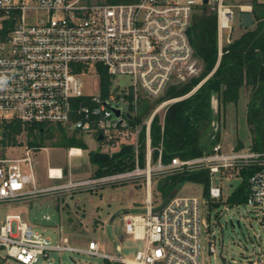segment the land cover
<instances>
[{
    "label": "built area",
    "instance_id": "obj_1",
    "mask_svg": "<svg viewBox=\"0 0 264 264\" xmlns=\"http://www.w3.org/2000/svg\"><path fill=\"white\" fill-rule=\"evenodd\" d=\"M233 0H209L214 8L217 29L218 61L223 47L229 45L231 31L239 11L251 6L232 4ZM202 0H137L133 3H89L83 0H0V254L19 264L50 261L52 253H84L118 264H206L205 236L208 205L220 201L222 190L214 184L230 180L234 168H254L247 179L245 203L264 207V151L249 149L223 151L220 143L210 154L195 158H173L161 162V144L152 147L150 128L154 116L167 101L161 102L146 118L139 120L143 100H158L172 78L181 69L192 70L193 48L188 31L194 11ZM238 8V11L235 8ZM102 65L111 77H125L127 86H116L103 94L85 96L80 76L96 73ZM214 72V70L212 71ZM167 110V109H166ZM165 115V113H164ZM13 122L22 126L55 125L79 130L97 137L98 152L111 155L122 146L132 147L131 170L94 177L64 185L38 188L31 152L24 146L21 158L8 157L4 144L6 131ZM144 135V165L139 164L140 138ZM101 140H98V137ZM74 147L68 156H76ZM157 158L152 161V152ZM27 165L23 173L21 165ZM47 170L48 178L60 180ZM204 170L208 175L207 193L202 198L175 196L159 212L155 203L152 178L162 174ZM142 178L146 187L145 206L140 214H124L125 232L142 242L132 259L100 253L90 241L86 249L70 244L61 227L35 229L19 214L8 211L43 195L77 188H90ZM163 198L161 197V200ZM226 210H228L226 208ZM264 210V208H263ZM50 221L49 216L43 217ZM264 234V211L260 220ZM51 230L56 238L46 235ZM63 233V234H62ZM208 253L215 254L214 243ZM251 264H264V254Z\"/></svg>",
    "mask_w": 264,
    "mask_h": 264
},
{
    "label": "rangeland",
    "instance_id": "obj_2",
    "mask_svg": "<svg viewBox=\"0 0 264 264\" xmlns=\"http://www.w3.org/2000/svg\"><path fill=\"white\" fill-rule=\"evenodd\" d=\"M83 1L105 3L104 0ZM257 1L264 3V0ZM250 2L251 0H233L232 4L244 6L249 5ZM235 10L238 11V8L236 7ZM250 28H254V22ZM244 31L245 28L240 25V20L237 19L231 31V39H236ZM201 70V63L194 57L192 70L187 68L176 72L170 79L166 89L172 84L185 82L192 77L199 76ZM212 74L211 71L188 94L165 100L168 103L155 116H158L162 123L164 113L172 103L194 93L199 85ZM80 79L83 95L92 96L100 93V80L93 71L81 75ZM128 83L129 81L125 77H111L109 88L112 90L116 86L124 87ZM247 101L248 91L245 90L241 93L236 104L225 106L218 104L217 116L215 117L217 120H214L217 123V129H220L219 143L225 152L249 149L250 138L246 123ZM161 102L164 101L149 100V114L142 116V119H146ZM43 128L47 131V134L49 131H53L54 135L45 139L43 148L30 154L38 188L64 185L69 181L75 182L124 172H106V167H101V169L98 164L91 160V153L99 150V143L95 135L79 130L63 129L69 136L75 135L76 139L80 140L86 147L81 149L80 155L68 156V148L52 145L59 138L56 134L59 128L55 125H47ZM27 141L28 137L24 130L16 135L9 133L4 141V144L8 145V157H23L25 151L22 148L28 145ZM128 155L133 156L131 153ZM152 161L154 162L153 158ZM49 168L61 169L63 177L60 180L48 178L47 170ZM99 169H101V172L98 174ZM21 170L23 173L29 171L27 165L24 164L21 165ZM239 172L240 168L231 169L230 180H221L217 175L214 178V184L221 187L222 197L220 201L208 205L205 211L208 224L204 244L206 264H251L256 256L264 254V234L260 227L264 207L247 204L230 205L227 202L228 197L242 182ZM168 177L162 174L153 176L151 188L155 203L161 201L162 197L158 185ZM204 191L205 186L203 183L186 180L178 186L177 196L202 198ZM145 197V183L142 178H138L116 184L77 188L43 195L20 205H13L8 213L19 214L25 222L38 230L48 226L61 227L63 233L68 236L70 244L76 248L86 249L88 242L92 240L98 244L100 253L112 257L118 254L115 250V244H117L121 249V257L132 259L135 252L141 249L142 242L134 240L130 234L125 232L123 211L132 213L136 208L143 210ZM4 215L5 211H2L0 219ZM45 216H49L50 221H44L43 217ZM107 223L111 226L112 235L108 233ZM46 235L52 239L56 238L51 230H47ZM209 243H214L215 254L208 253ZM49 260L48 262L40 259L37 264H118L97 256L69 252L52 253ZM0 264L19 263L5 258V254L1 253Z\"/></svg>",
    "mask_w": 264,
    "mask_h": 264
},
{
    "label": "trees",
    "instance_id": "obj_3",
    "mask_svg": "<svg viewBox=\"0 0 264 264\" xmlns=\"http://www.w3.org/2000/svg\"><path fill=\"white\" fill-rule=\"evenodd\" d=\"M137 0H104L105 3H133ZM251 14L254 20V28L245 31L234 39L229 45L223 47V53L218 61L217 57V29L214 8L211 5H200L193 13L191 26L188 31L189 42L193 48L194 57L201 63L202 70L199 76L192 77L185 82L172 84L157 102L178 98L188 94L211 71L213 74L206 79L194 93L186 98L172 103L166 110L162 123L155 116L151 123L150 138L152 147L161 144V162L169 163L173 158H195L204 154H210L214 145L219 143L220 129L214 131L211 110V98L216 95L219 105L236 104L241 93L248 91L246 104V123L249 132V150L253 152L264 151V3L251 0ZM96 73L100 80V88L103 94L108 91L110 77L106 69L95 65ZM150 106L147 100H143L140 106L139 120L148 115ZM42 124L25 125L13 122L4 130L6 136L19 134L22 130L28 137V146L37 149L44 147L47 137L54 135L53 131L47 134ZM56 132L59 138L53 142L54 146L65 148L85 149V145L76 139L75 135H68L58 127ZM139 164L144 165V135L140 138ZM92 155V153H91ZM152 158L155 161L157 151H153ZM106 167V172L131 170L134 167L133 156L124 155L115 160L96 163ZM101 168V169H102ZM101 169L97 171L99 174ZM254 168L246 167L240 170L241 184L228 197L230 205L245 203L248 195L247 179ZM170 183L158 190L162 198L169 192L178 188L184 181L201 182L207 193L208 175L204 170L178 173L168 177ZM165 180V181H166ZM5 260V259H3Z\"/></svg>",
    "mask_w": 264,
    "mask_h": 264
},
{
    "label": "water",
    "instance_id": "obj_4",
    "mask_svg": "<svg viewBox=\"0 0 264 264\" xmlns=\"http://www.w3.org/2000/svg\"><path fill=\"white\" fill-rule=\"evenodd\" d=\"M208 2L209 0H202L203 5H207ZM237 19L240 20V25L245 29L250 28L254 22L252 14L249 11H239V13L237 14ZM217 108H218V98L216 95H213L211 98V110H212L213 117L217 116ZM212 126H213L214 131H217V123L215 122V120L212 121ZM98 140H101L100 136L98 137ZM131 151H132V147L130 145H125V146H122L119 149V151L111 155H108L106 153H101V152H93L91 155V160L94 163L107 162L110 160L118 159L119 157H122L124 155H128L131 153ZM169 183L170 181L166 180V181H163L161 185L162 187H164L165 185ZM177 193H178L177 187L172 189L169 192V194L165 198H163L157 206H155L152 209V212L157 213L161 211L168 204V202L177 195ZM124 213L127 214L128 211H125ZM107 229H108V233L112 235L110 224L107 225Z\"/></svg>",
    "mask_w": 264,
    "mask_h": 264
},
{
    "label": "crops",
    "instance_id": "obj_5",
    "mask_svg": "<svg viewBox=\"0 0 264 264\" xmlns=\"http://www.w3.org/2000/svg\"><path fill=\"white\" fill-rule=\"evenodd\" d=\"M76 149V148H75ZM79 149V148H78ZM80 151H81V149H79ZM95 152H98V151H95ZM134 212H132V214H140V213H142L143 212V210L142 209H139V208H136V209H134L133 210ZM123 212H125V211H123ZM128 213H131V212H128ZM125 213H123V215H124ZM107 225H108V223H107ZM63 226V225H62ZM48 227H50V226H48ZM63 229L65 230V228L63 227ZM90 241H92V240H90ZM89 241V242H90ZM88 242V243H89ZM98 245V244H97ZM118 247L119 249H120V247L117 245V244H115V247ZM99 248V247H98ZM120 251H121V249H120Z\"/></svg>",
    "mask_w": 264,
    "mask_h": 264
},
{
    "label": "bare ground",
    "instance_id": "obj_6",
    "mask_svg": "<svg viewBox=\"0 0 264 264\" xmlns=\"http://www.w3.org/2000/svg\"><path fill=\"white\" fill-rule=\"evenodd\" d=\"M73 152H75L76 154H80L81 153V151L78 148H76ZM50 169H51V173L53 175L57 173L55 169H53V168H50Z\"/></svg>",
    "mask_w": 264,
    "mask_h": 264
},
{
    "label": "clouds",
    "instance_id": "obj_7",
    "mask_svg": "<svg viewBox=\"0 0 264 264\" xmlns=\"http://www.w3.org/2000/svg\"><path fill=\"white\" fill-rule=\"evenodd\" d=\"M4 83H6V81L3 78H0V86H3Z\"/></svg>",
    "mask_w": 264,
    "mask_h": 264
}]
</instances>
